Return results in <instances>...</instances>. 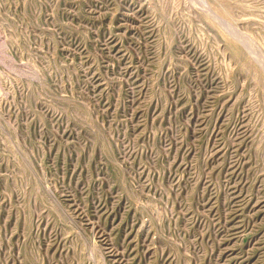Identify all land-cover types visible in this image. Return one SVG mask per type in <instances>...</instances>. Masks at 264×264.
I'll use <instances>...</instances> for the list:
<instances>
[{
	"label": "rangeland",
	"instance_id": "rangeland-1",
	"mask_svg": "<svg viewBox=\"0 0 264 264\" xmlns=\"http://www.w3.org/2000/svg\"><path fill=\"white\" fill-rule=\"evenodd\" d=\"M0 264H264V0H0Z\"/></svg>",
	"mask_w": 264,
	"mask_h": 264
}]
</instances>
